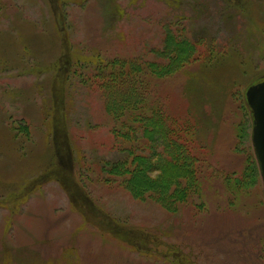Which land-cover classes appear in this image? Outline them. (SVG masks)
<instances>
[{
  "label": "rangeland",
  "instance_id": "374dc122",
  "mask_svg": "<svg viewBox=\"0 0 264 264\" xmlns=\"http://www.w3.org/2000/svg\"><path fill=\"white\" fill-rule=\"evenodd\" d=\"M168 36L187 51L159 69ZM132 61L158 71L111 92L108 68ZM262 80L264 0H0V264H264L245 94ZM122 94L141 99L125 139ZM152 110L195 166L183 201L109 173L164 154Z\"/></svg>",
  "mask_w": 264,
  "mask_h": 264
},
{
  "label": "trees",
  "instance_id": "16d2710c",
  "mask_svg": "<svg viewBox=\"0 0 264 264\" xmlns=\"http://www.w3.org/2000/svg\"><path fill=\"white\" fill-rule=\"evenodd\" d=\"M180 42L182 41H178V43ZM175 43L177 42H174L173 38L170 36L164 39L163 49L162 52L159 53V58L165 62V64L164 66L161 65L159 69H162V67L165 69L171 68L174 65V60H177V52H179L178 55L186 53L187 48L181 46L184 43ZM165 52L172 54V56L169 57V61L164 58ZM122 63L120 64V67L117 66V68H115L116 66L113 65L108 68L109 76H106L109 79L108 85L106 86L108 89L109 87H114L115 84H117L119 87H115L120 90L122 87L121 84L128 83L129 81V84L137 82V79L141 78V68H144L146 71H148V69H151L154 72L158 71L152 69V67H155L156 65L158 67V63L154 61L139 65L138 63L132 61L131 63L127 62V66H125V63ZM115 87L111 90V92H116ZM129 99L134 101L136 104H138L141 100L137 97L132 98L131 94H122L121 98L117 100L120 104H123V106H121V110L123 111L119 114V117H123L125 112L127 113L125 116L128 117L126 120L118 121V128L117 131H115L117 135L124 137L123 139L132 135L130 130L133 131V128L131 127L138 118V114L136 113L141 107L131 106V101H129ZM111 102L112 104H109V106H116L114 100ZM126 105L127 108L125 110L123 108H125ZM116 110L117 108H112L110 111L111 113L113 112L116 118H119L117 112H114ZM158 115L157 111H150V114L148 115L149 117L147 118L150 123L148 126L144 125L143 133L151 135V140L153 138V140L161 139L164 142L166 141L167 144L163 147L165 151L164 154H156V158L153 159L146 154L134 153V150H128L126 152V159L114 165L109 170V173L119 176L120 178L123 177L124 187H128L132 195L137 198L150 194L155 196L156 200L163 201L165 203H173V201L175 202L177 200L183 201L187 193V189L183 188L181 183L184 180L190 182L194 180V175L196 174L195 166L192 164V160L190 159L184 146L182 147L181 145H178L177 142L176 144L173 143L174 145H171V138L177 139V136L175 135L177 134V129L174 126L172 127V125L168 123V120L164 119L162 115ZM149 126H152V134L147 133ZM182 149L183 152L180 151ZM150 154H152V151ZM157 170L159 171L157 176L150 174L151 171ZM127 231L134 234L136 230L130 228Z\"/></svg>",
  "mask_w": 264,
  "mask_h": 264
},
{
  "label": "water",
  "instance_id": "95a60500",
  "mask_svg": "<svg viewBox=\"0 0 264 264\" xmlns=\"http://www.w3.org/2000/svg\"><path fill=\"white\" fill-rule=\"evenodd\" d=\"M245 94L253 114L252 144L255 158L264 181V80L249 86Z\"/></svg>",
  "mask_w": 264,
  "mask_h": 264
}]
</instances>
